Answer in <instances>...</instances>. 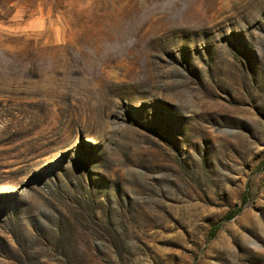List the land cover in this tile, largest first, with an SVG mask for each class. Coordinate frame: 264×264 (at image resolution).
Instances as JSON below:
<instances>
[{
  "label": "rangeland",
  "instance_id": "rangeland-1",
  "mask_svg": "<svg viewBox=\"0 0 264 264\" xmlns=\"http://www.w3.org/2000/svg\"><path fill=\"white\" fill-rule=\"evenodd\" d=\"M0 264H264V0H0Z\"/></svg>",
  "mask_w": 264,
  "mask_h": 264
},
{
  "label": "trees",
  "instance_id": "trees-1",
  "mask_svg": "<svg viewBox=\"0 0 264 264\" xmlns=\"http://www.w3.org/2000/svg\"><path fill=\"white\" fill-rule=\"evenodd\" d=\"M230 217V216H229ZM219 225H216L214 228H213V232L216 230V228L218 227Z\"/></svg>",
  "mask_w": 264,
  "mask_h": 264
}]
</instances>
